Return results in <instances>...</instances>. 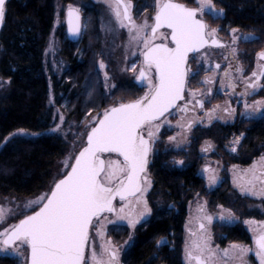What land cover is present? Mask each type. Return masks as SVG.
I'll return each instance as SVG.
<instances>
[{
    "label": "snow or ice",
    "instance_id": "6c2138e0",
    "mask_svg": "<svg viewBox=\"0 0 264 264\" xmlns=\"http://www.w3.org/2000/svg\"><path fill=\"white\" fill-rule=\"evenodd\" d=\"M196 2L199 7L189 8L174 0H155V13L151 24L147 20L142 24L133 20L130 0H114L110 5L120 26L128 28L130 40L142 42L143 67L140 68L137 79L146 82L147 91L136 100L121 102L104 110L102 118L98 117L87 132V144L75 157L74 163L68 165L66 162L65 166L70 167V171L55 183L50 195L45 194L36 201L25 204L26 208L33 203L38 204L39 210L25 215L19 223L0 233V250L17 247L19 242V246H25L29 251V264H120L119 249L111 241L104 240L99 253L94 243L90 245L93 220L105 212L115 213L135 227L151 213L144 198L147 187L151 186L146 175L149 156L162 123L168 122L165 114L178 107L179 101L184 100L190 71L189 54L200 53L209 44L225 47L217 39L218 30L209 29L208 24L200 18L205 11L219 17L223 10L216 12L213 0ZM5 5L6 0H0V24L4 21ZM67 22L69 32L73 36H79V9L68 6ZM161 29L170 31L165 34ZM237 31L238 29H232L233 43L238 39L235 35ZM158 37H170L171 46L169 43H155ZM232 51L235 52V49ZM259 58L264 60V52L259 54ZM104 67L101 61L100 68ZM215 67L219 69L220 65L216 64ZM259 67V73L252 72L249 78L251 82L246 85V90H255L259 81L264 79V66ZM130 70L136 72L137 66L133 64ZM238 71L242 73L243 70L241 68ZM105 77L107 78V73ZM204 82L211 84L214 81L206 78ZM191 95L195 97L196 93L192 92ZM196 103L201 108L204 107L203 100H197ZM262 104L264 102L261 101H256L251 106L244 104L245 109L252 108V112L247 113L249 118L260 110ZM180 111H187V104ZM224 111L231 114L234 109L226 108ZM63 119L61 115V123ZM19 131L24 133L23 129ZM53 131H59V126ZM239 139L236 138L233 143L238 144ZM232 150L235 151V147ZM104 154H115L117 159H103ZM261 160L264 161V157ZM178 163L183 164V161ZM249 172L250 176L241 191L264 196V168L258 170L254 165ZM215 182L216 177L209 175V183ZM117 198L121 201L119 209L114 204ZM10 212L11 209L0 206V222ZM203 219L209 223L212 221V217L208 215ZM220 219L225 217L221 215ZM247 223L257 224L256 221ZM199 229L200 234L192 232L195 239L185 247L187 264H216L222 258L242 264L244 257L252 251L245 245L233 244L228 249L220 250L222 256H218L217 250L210 245V237L203 223H200ZM252 230L255 233V255L259 264H264V222H260L259 227ZM97 235L103 238L104 233L97 230ZM163 242V239L158 241Z\"/></svg>",
    "mask_w": 264,
    "mask_h": 264
},
{
    "label": "trees",
    "instance_id": "16d2710c",
    "mask_svg": "<svg viewBox=\"0 0 264 264\" xmlns=\"http://www.w3.org/2000/svg\"><path fill=\"white\" fill-rule=\"evenodd\" d=\"M88 1L8 0L6 3L0 31V77L9 81L10 90L0 100V196L28 197L40 191L50 179L55 161L65 152L64 138L50 132L55 124L54 109L48 105L50 93L54 106L66 117L65 125L77 130L88 123L92 114L106 107L108 97L103 93L96 68L97 59L102 55L98 19L93 7L83 6ZM177 1L188 6L195 3V0ZM131 2L136 18L155 11V0ZM213 2L224 10L223 18L219 19L222 28L253 34L256 40L250 45L264 49V0ZM68 4L79 5L91 18L85 20V29L77 40H71L61 27L56 53L58 68L48 76L44 69V51L55 25L57 6ZM122 88L132 96L143 93L135 86L123 84ZM21 129L39 135L29 139L19 137L17 132ZM240 129L247 136L238 158L232 157V162L240 163L239 157L246 156L248 160L243 164H248L263 150L264 118ZM221 130L212 127L197 132L187 154L159 153L150 158L148 172L153 180L147 201L152 214L136 228L134 243L123 254L122 264H183L188 204L197 196H207L205 181L198 174L202 160L198 148L204 139L212 140L221 148ZM231 130L237 129L234 126ZM110 233L117 240L120 236L124 239L128 228L112 227ZM226 234L223 245L250 242L248 233L240 225L228 228ZM161 239L164 242L158 243Z\"/></svg>",
    "mask_w": 264,
    "mask_h": 264
},
{
    "label": "rangeland",
    "instance_id": "374dc122",
    "mask_svg": "<svg viewBox=\"0 0 264 264\" xmlns=\"http://www.w3.org/2000/svg\"><path fill=\"white\" fill-rule=\"evenodd\" d=\"M177 1V0H174ZM127 2V0H126ZM180 2V1H178ZM114 3V0H89L88 2H84L83 6L89 5L90 7H93L96 12V16L98 19V29L100 32V51L101 56L97 59L96 68L97 71L100 73V77L102 80V90L105 96L108 97L106 107L98 112L92 114V116L89 118L88 123L81 128L80 130H77V128L70 127V125L66 126V117L65 115L54 106V98L53 95L49 94V100L48 105L53 107L54 109V118H55V124L52 129H50V132H55L59 135H61L66 143L65 152L62 156H60L53 166L50 179L48 182L43 186V188L38 191L37 193L25 197V196H18L15 194H9L7 196H0V206L5 207L6 209H11V212L4 218L2 222H0V233H2L5 229L10 228L12 225L17 224L20 219H23L25 215H30L34 211L39 209V205L33 203L31 207L26 208L25 204L29 201H36L38 198L44 196L45 194H50L52 191L55 183L61 179L64 174L69 171L70 167H66V162L68 165L73 164L75 157L77 156L80 149L85 145L87 132L90 131L91 127L94 126V122L98 117H101L103 115V112L105 109L110 108L114 105H117L121 102L127 103L129 101L136 100L143 96L145 92L147 91V84L146 82H142L137 79L140 68L143 67V56L141 55L143 51L142 42H136L130 40V35L127 27H121L120 24L117 22L116 17L113 13V8L110 6ZM131 3V15L133 20L137 24H142L145 20L148 21L149 24L153 23V17L154 12H147L144 13L141 17L136 18L134 12H133V4ZM181 3V2H180ZM214 3V2H213ZM215 4V3H214ZM68 5L64 6H57L56 9V18H55V25L52 29V32L50 34V37L47 41L45 53H44V69L46 75L52 74L55 69L58 68L57 62H56V53L58 50V44H59V32L61 27H63V31L66 35H68V22H67V11H68ZM74 8L79 9L80 14V35L85 29V20H90V15H85V11L79 6V5H71ZM191 6L199 7L198 3L195 0V3ZM216 6V5H215ZM216 12H220V8L216 6ZM205 11L204 13H206ZM209 12V11H208ZM210 13V12H209ZM88 14V13H87ZM213 18L221 19L224 16V10L223 14L219 17H214V15L211 13ZM88 17V19H87ZM219 21V20H218ZM212 22L209 23L211 25V29L215 28L219 30V27H221L219 24L220 22ZM219 25V27H217ZM216 26V27H215ZM232 29H227V31H230V38L228 41V48H233L234 46L242 45V43H247L251 41L250 39H254L255 35L244 33L241 30L238 29V31L235 33V35L238 37L235 44L232 41ZM161 32H164L167 34L168 30H161ZM134 34V33H133ZM69 37V35H68ZM243 37H249L250 39L245 40ZM70 38V37H69ZM71 39V38H70ZM79 39V38H78ZM72 40V39H71ZM77 40V39H76ZM247 42H245V41ZM169 43L168 39H161L157 38L155 40V43ZM246 45V44H245ZM260 51H264V49H260ZM55 55V57H54ZM103 61L105 67L102 69L100 68V62ZM208 54L206 55L199 54L197 57V64L196 69L193 68V73L198 74L200 71V75L196 76L193 79V87L190 88V90L186 91V99L196 101V98L198 97V92H201V88L199 85H204L208 89V84L205 83V79L207 77L211 78V75H206V65L205 62L208 63ZM135 64L137 66L136 72H132L131 66ZM105 73H107V78L105 77ZM192 74V72L189 74V76ZM193 74V75H194ZM122 84H125L126 86H135V88L138 90H143V93L138 96H132L130 94H127L125 90H123ZM95 89L98 88V85L94 86ZM206 89V91H207ZM10 90V84L8 80H5L0 77V100L4 99L5 96L8 94ZM192 92L196 93V96L193 97L191 95ZM132 93V92H131ZM134 98V99H133ZM224 108V107H223ZM222 108V109H223ZM63 116V123L60 121V116ZM209 114L204 116L205 123L207 121V117ZM168 122L162 123V126L159 129V132L157 133V138L155 139L153 143V150L151 152V159L154 154L159 153H173L175 156H179L180 153H189L191 152L190 147L193 144V139L196 140L197 132L210 129V127L205 124L202 120H200L198 117L195 116H186L184 118L178 116V111H173L169 115L166 116ZM162 121L164 120L161 119ZM195 121L194 127H191V131L187 132L186 128L188 127V124L191 121ZM72 125V124H71ZM57 126H59V131H53V129H56ZM205 126H207L205 128ZM26 133V134H25ZM195 133V135H194ZM147 136V131L144 133ZM17 135L19 137L23 138H32L34 135L30 132H24L20 133L17 132ZM194 135V136H193ZM169 137H174L175 139L170 140ZM229 144H227L228 148L226 149L225 154L227 153L228 156L221 153V148H218L215 142L209 139H204L199 148L198 153L200 157H202V160L200 162V167L198 170V174L205 180L206 184L205 187L207 189H216L221 182L226 178V175L228 179L230 180V184L234 189H237L241 194L243 195H249L251 197H260V195H252L246 191H241V187L244 186L245 181L249 178L250 172L249 169H251L254 165L257 166V169L262 166V161L257 160L255 161L251 166L249 167H243L238 164H235L232 162V157L238 158V154H235L232 150L234 146H237L238 144H234L233 140H229ZM207 149V150H205ZM105 159H117L115 154H107L104 156ZM175 159L178 160L176 157ZM205 169H209L210 171L206 172ZM147 177L151 181V186L147 187L146 192L144 193V198L147 200V196L149 191L152 188V176L149 172L146 173ZM209 175H214L216 177V182L210 184L209 183ZM257 188H259V184L257 185ZM264 197V196H263ZM148 202V201H147ZM121 206V205H120ZM149 206V204H148ZM150 207V206H149ZM203 209V211H200V209ZM127 211V209H126ZM188 214L187 218L184 224V232H183V250H182V262L183 264H187V261L185 260V247L187 244H190L195 237L191 235L192 232L197 233V235L200 234L199 228V222H202L205 225L206 233L210 237V245L214 250H217L218 256H222V253L220 250L228 249L233 244H242L252 249L245 257L242 262V264H257L259 259L255 255V245L253 243L251 244H243L238 242H230L226 245H220L216 240L212 237V231L213 229L218 226H224V225H233V224H242L245 226L247 231L251 234L252 241L255 237V233L253 232V228L259 227L260 222H264L263 219H246L244 221H241L235 213L231 212L230 210L218 206L210 208L205 197L203 196H197L188 204ZM229 212L231 213V216H229ZM151 213L146 215L143 219L139 221L135 225V227H132L128 224L127 219H120L115 213H104L99 218H95L93 222V227L91 230L90 235V245L95 244L97 252L100 251V245L104 240L111 241L113 245H115L119 249V257H120V264H122V257L123 254L132 246L134 243L135 238V230L136 228L145 222L147 219L151 217ZM205 215L211 216L212 221L209 223L207 220L203 219ZM223 215L225 219L221 220L220 216ZM248 221H256L257 224L250 225L247 223ZM216 224V225H215ZM114 226H124L128 228V233L123 239L122 236H120L119 240L115 239V236L110 233V229ZM97 230H100L104 233L103 238L99 235H97ZM121 233V232H120ZM122 235V233H121ZM28 250L25 246H18L17 247H10L4 250H0V264L7 263V264H27L28 263ZM258 259V260H257ZM216 264H236L234 261H229L227 258H222L216 261Z\"/></svg>",
    "mask_w": 264,
    "mask_h": 264
},
{
    "label": "flooded vegetation",
    "instance_id": "af4514ba",
    "mask_svg": "<svg viewBox=\"0 0 264 264\" xmlns=\"http://www.w3.org/2000/svg\"><path fill=\"white\" fill-rule=\"evenodd\" d=\"M188 7L195 8L196 6H188ZM200 18H202L208 24L209 29H211L210 27L212 24L211 25L209 24L211 23V21L217 22L219 20L217 18H213L211 13H209L208 11L204 13ZM219 25L217 27H219ZM230 34H231L230 31H227L226 29L219 27V30L217 31V39L220 41L221 44L225 45V47H217L216 45L215 46L210 45L207 46L205 49H203L200 53L191 54L189 56L188 67L190 68V71L188 73V78H187L185 97L184 100L178 104L179 106L176 107L174 110L178 111V116L182 118L186 116H195L202 121L204 120V116L211 113V115H209L206 118L207 119L206 123L205 120L203 122L207 124L210 128L217 127L219 129H222L221 140L223 144L220 146L221 151L226 152V149L228 148L227 144H229L230 142L229 140H233V139L236 140V138L239 137L240 138L239 143L237 146H234L236 150L233 151L235 154H238L242 141L247 136L246 131H242L241 129L239 130L240 126L242 127L245 124L248 125L253 122H258L264 118V104H262L259 111L251 115V118H249L247 113H251L252 108L250 107L249 109H245L244 107L245 103L251 106L254 105L256 101L264 102V79L259 81L258 86L255 90L251 88H248L246 90V85L249 82H251L249 78L251 77L252 72L255 71L259 73V71L261 70L259 66H264V60L259 58V54L264 51L258 50L256 45H250L251 42L256 40V37H254V39H250L251 41L249 42L243 40L247 42L245 43L246 45L244 43H242L241 45L240 43V45L238 46H234L233 48H228L227 40L230 38ZM169 41H170V37H169ZM169 45L171 46L170 43ZM233 49H235V52L232 51ZM206 53L208 54L209 61L208 63L205 62L206 65L205 73L206 75L208 74L211 75V78L210 77L207 78L212 79L214 82L211 84L207 83L209 86L208 89L201 84L199 85V87H196L202 89L201 92L197 93L198 97L196 98V101L203 100L204 107L201 108L196 103V101L194 102L192 100L190 101L186 99V91L190 90V88L193 87L192 85L193 79L201 74L200 71L198 72V74L193 73V68L197 70L196 61L198 55L206 54ZM216 64L220 65L219 69L215 67ZM241 68L243 70L242 73L238 71V69ZM191 72L192 74L189 76ZM225 73H227L228 75L225 76ZM230 85H235V87H231ZM209 89H211L210 92ZM185 104H187V111L184 112L180 111V108L183 107ZM226 108L229 110L234 109V111H231V114H229V112L224 111V109ZM170 113H168L167 115H169ZM194 123L195 121L193 120L189 123L190 127L188 126L186 128L187 132L191 131L190 129L192 126L194 127ZM234 126L237 130H231V128ZM206 127L207 126H205V128ZM261 157H264V147L263 150H261L260 154L257 157H254L248 164H243V161L248 160L246 156H240L239 159L241 162L235 164H238L243 167H249L255 161L260 160ZM262 163H263L262 166L258 168V170L264 168V162ZM205 188L207 194L205 199L210 208L222 206L230 210L231 212L235 213V215L241 221H244L246 219L259 220L264 218V197L260 196L254 198L249 195L241 194L237 189H234V187H232L227 175L226 178L221 182V184L216 189L208 190L207 187ZM120 205H121V201L117 199L115 201L116 208L119 209ZM200 223L202 222H199V225ZM238 225L242 226L250 237V242L245 244L253 243L255 245L254 239L252 241L251 234L247 231L245 226H243V222L242 224H237V225L233 224L230 226L224 225V226H218L217 228L215 226V228L212 231L213 239L216 240L218 244L223 246L222 242H224V240L227 239L226 232L228 228H233ZM114 227H119V226H114ZM238 243L244 244V242H238ZM257 262H258L257 264H259V261Z\"/></svg>",
    "mask_w": 264,
    "mask_h": 264
},
{
    "label": "water",
    "instance_id": "95a60500",
    "mask_svg": "<svg viewBox=\"0 0 264 264\" xmlns=\"http://www.w3.org/2000/svg\"><path fill=\"white\" fill-rule=\"evenodd\" d=\"M7 1H8V0H6V3H7ZM174 2H176V3H180V2H178V1H174ZM181 4H183V3H181ZM184 5H185V4H184ZM5 6H6V5H5ZM187 7H188V6H187ZM189 8H191V7H189ZM2 25H3V23L0 24V31H1ZM161 30H162V29H161ZM68 35H69V37H70L72 40H76V39L79 38V36H73V35L69 32V30H68ZM79 35H80V34H79ZM210 45H212V44H209L208 46H210ZM169 46H170V45H169ZM213 46H215V45H213ZM206 47H207V46H206ZM206 47H205V48H206ZM205 48H204V49H205ZM202 50H203V49H202ZM202 50H201V51H202ZM191 54H195V53H191ZM191 54H189V56H190ZM188 62H189V58H188ZM186 84H187V83H186ZM185 90H186V86H185ZM184 97H185V92H184ZM181 101H183V100H181ZM181 101H179L178 104H179ZM174 109H175V108L171 109L170 112H172ZM170 112H169V113H170ZM167 114H168V113H166L165 115H167ZM100 118H102V116H101ZM86 144H87V136H86L85 145H84L83 147H85ZM83 147L80 149V151L83 149ZM80 151H79V152H80ZM79 152H78V154H79ZM78 154H77V155H78ZM150 154H151V153H150ZM105 155H107V154H104V155L102 156L103 159H105V157H104ZM149 161H150V156H149ZM73 163H74V162H73ZM148 167H149V162H148V166H147V172H148ZM69 171H70V169H69ZM63 177H64V176H63ZM63 177H62V178H63ZM62 178H61V179H62ZM57 182H58V181H57ZM53 189H54V187H53ZM53 189H52V190H53ZM50 193H51V192H50ZM49 195H50V194H49ZM117 199H119V198H117ZM117 199H116V200H117ZM116 200H115V201H116ZM115 201H114V204H115ZM38 210H39V209H38ZM38 210H36V211H38ZM105 213H106V212H105ZM31 214H32V213H31ZM31 214H30V215H31ZM94 220H95V219H94ZM94 220H93V222H94ZM18 223H19V222H18ZM91 230H92V229H91ZM90 235H91V231H90ZM29 255H30V254H29V252H28V263H27V264H29Z\"/></svg>",
    "mask_w": 264,
    "mask_h": 264
}]
</instances>
